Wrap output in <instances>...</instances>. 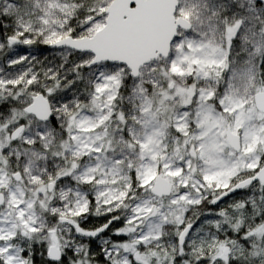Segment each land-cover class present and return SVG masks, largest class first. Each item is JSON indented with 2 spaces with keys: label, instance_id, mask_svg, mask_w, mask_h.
Returning <instances> with one entry per match:
<instances>
[{
  "label": "snow or ice",
  "instance_id": "snow-or-ice-1",
  "mask_svg": "<svg viewBox=\"0 0 264 264\" xmlns=\"http://www.w3.org/2000/svg\"><path fill=\"white\" fill-rule=\"evenodd\" d=\"M36 257L264 264V0H0V264Z\"/></svg>",
  "mask_w": 264,
  "mask_h": 264
},
{
  "label": "trees",
  "instance_id": "trees-1",
  "mask_svg": "<svg viewBox=\"0 0 264 264\" xmlns=\"http://www.w3.org/2000/svg\"><path fill=\"white\" fill-rule=\"evenodd\" d=\"M35 47V51L34 52H40L41 50H48L45 46H34ZM243 195V192H241V193H239V194H237L236 196H237V198H240L241 196ZM209 208H212V207H214V206H208ZM205 219V217L204 216H201L200 217V220H204ZM197 223V225H199V223H200V221H197L196 222ZM104 235H106V236H111V233H105ZM113 240H117V239H124V237H114V236H112L111 237ZM92 243V248H93V251L94 252H98L99 251V247H98V241H92L91 242ZM98 259H101L102 260V257H98ZM36 260H37V264H41V261H40V257H36Z\"/></svg>",
  "mask_w": 264,
  "mask_h": 264
},
{
  "label": "rangeland",
  "instance_id": "rangeland-1",
  "mask_svg": "<svg viewBox=\"0 0 264 264\" xmlns=\"http://www.w3.org/2000/svg\"><path fill=\"white\" fill-rule=\"evenodd\" d=\"M29 51L26 47H21L18 49L19 54H23L25 52ZM34 55H36L40 60H44L45 57H48L49 59L52 57V50L48 49L46 50H41L39 53L38 52H33Z\"/></svg>",
  "mask_w": 264,
  "mask_h": 264
},
{
  "label": "water",
  "instance_id": "water-1",
  "mask_svg": "<svg viewBox=\"0 0 264 264\" xmlns=\"http://www.w3.org/2000/svg\"><path fill=\"white\" fill-rule=\"evenodd\" d=\"M239 193H241V192H239ZM239 193H237V194H239ZM237 194H235V195H237Z\"/></svg>",
  "mask_w": 264,
  "mask_h": 264
}]
</instances>
